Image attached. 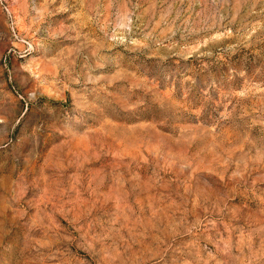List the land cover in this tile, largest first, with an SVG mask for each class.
I'll use <instances>...</instances> for the list:
<instances>
[{
	"label": "rangeland",
	"instance_id": "obj_1",
	"mask_svg": "<svg viewBox=\"0 0 264 264\" xmlns=\"http://www.w3.org/2000/svg\"><path fill=\"white\" fill-rule=\"evenodd\" d=\"M0 264H264V0H0Z\"/></svg>",
	"mask_w": 264,
	"mask_h": 264
}]
</instances>
